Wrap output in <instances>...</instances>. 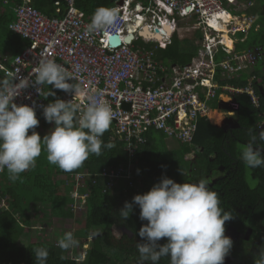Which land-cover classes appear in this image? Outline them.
Returning <instances> with one entry per match:
<instances>
[{
	"label": "trees",
	"instance_id": "16d2710c",
	"mask_svg": "<svg viewBox=\"0 0 264 264\" xmlns=\"http://www.w3.org/2000/svg\"><path fill=\"white\" fill-rule=\"evenodd\" d=\"M29 1L47 16H60L65 7V3L60 1L61 10L56 12L54 3L57 0ZM115 1L75 0V5L84 13L86 20H91L98 7L109 8ZM237 1L245 4L251 2L245 12L254 15L256 20L246 34L237 32L234 49L264 47V1ZM21 2L0 0V37L4 39V45L15 44L14 55L28 45L27 40L8 27L14 7ZM177 20L179 27L181 22L185 27L196 23L194 18ZM256 24L259 25L257 28ZM200 36L199 31L193 36L194 39H179L174 34L164 48L142 39L134 44L143 52H153L154 59L164 65H184L195 55L198 48L195 38L199 41ZM241 38L244 39L241 41ZM226 43H230L227 37ZM215 56L216 60H220L225 53L220 51ZM259 64L251 70L242 71L239 77L228 82L244 87L250 80L260 98V110L264 112V93L259 90L264 80V58ZM224 82L220 80V83ZM47 90L55 92V96H47L49 103L59 99V94L51 85H45L44 91ZM234 99L238 107L234 115L230 116V124L217 126L201 117L192 142H179L175 149L167 147V138L162 131L150 129L146 134L147 142L140 146L133 158L138 161L132 178L134 185L128 181L126 185L120 182L117 187L106 188L107 178L100 175L103 167L124 165L128 161L123 143L116 141L109 130L101 139L105 144L111 142L115 147H102L100 156L90 154L83 165L72 172L62 171L56 165L48 166L38 158L35 168L21 173L22 183L19 180L15 183L9 181L5 170L0 174V264H36L33 250L40 247L49 251L47 264H112L118 261V264H137L139 253L136 244L141 238L136 233L147 222L139 219L140 209L136 205H133L127 220H123L120 209L126 201L131 202L134 195L146 193L162 176L177 183L207 180L210 189L219 194L220 206L234 216L225 223V235L233 241L225 258L236 264H256L260 253L264 252V165L247 167L241 159L242 151L238 150V146L248 143L250 129L258 136L259 132L264 131V126L262 117L246 93H236ZM36 116L39 124L46 122L43 112H36ZM220 118L218 116L216 120ZM28 134H31V130ZM44 136L41 135V138ZM254 147L264 148V141L257 139ZM192 152L193 158L189 156ZM83 170L88 171L83 178L88 188L76 185L75 176L83 173ZM85 193L87 195L83 204L81 196ZM39 213L41 217L47 216V219L50 216L76 218L74 237L80 246H86L82 259L74 255L67 256L65 250L58 247L57 241L63 236L62 232L57 231L56 244L54 241L33 240L35 229L39 230V224L35 225ZM79 214L83 217L79 218ZM159 243H166V238H162ZM78 253L81 254V251ZM159 264H169L168 257L161 258Z\"/></svg>",
	"mask_w": 264,
	"mask_h": 264
},
{
	"label": "built area",
	"instance_id": "2783aa9c",
	"mask_svg": "<svg viewBox=\"0 0 264 264\" xmlns=\"http://www.w3.org/2000/svg\"><path fill=\"white\" fill-rule=\"evenodd\" d=\"M60 1L65 3L60 16L45 15L29 0H22L14 8V18L8 27L27 40L28 45L9 62L10 70L5 65L6 60L0 57V70H6L7 74L19 70V78L30 80L29 87L22 89L13 102L33 106L36 112H43L42 106L49 103L37 92L38 86L31 83L35 79L31 75L33 69L45 57L67 68L73 76L68 82L80 89L78 97L59 90L67 94L65 101L72 100L83 109L90 96L99 94L100 99L111 105L114 116L109 131L116 141L123 143L128 161L124 165L102 168L100 175L107 178L106 188L117 187L120 182L126 185L128 181L134 185L132 178L138 161L133 158L147 142L146 134L150 129L162 131L166 138L191 143L198 119H211V103L220 96L246 93L251 104L259 107L258 96L250 81L245 87L220 83V80L229 81L242 71L251 70L264 55V48L260 46L234 50V42L238 39L236 33H246L256 20L254 15L245 12L251 2L122 0L121 4L116 2L109 7L118 12L119 18L113 26L86 34V26L91 20L84 18L75 0L55 1L56 12L61 10ZM225 5L231 7V11ZM220 12L227 14L226 19L218 16ZM178 18H194L196 23L186 27L185 31L193 34L199 31L201 35L197 51L187 64L167 66L155 60L153 52H143L135 47L134 42L142 39L164 48L172 36L181 31ZM144 25L150 31L157 30L162 38L156 40L138 35ZM164 25L171 26L170 35ZM131 29H134V37L126 43L123 38ZM114 34L120 36L118 46L109 42V36ZM224 36L231 45L226 43ZM220 51L225 56L216 60L215 55ZM18 82L19 79L14 78L13 83ZM227 106L226 114L233 115L237 103L232 101ZM259 115L264 113L259 112ZM85 175L76 174L77 186L88 188L83 181ZM85 195L87 193L81 196L83 204Z\"/></svg>",
	"mask_w": 264,
	"mask_h": 264
},
{
	"label": "clouds",
	"instance_id": "9594fccd",
	"mask_svg": "<svg viewBox=\"0 0 264 264\" xmlns=\"http://www.w3.org/2000/svg\"><path fill=\"white\" fill-rule=\"evenodd\" d=\"M118 18L117 9L98 7L86 26V34L106 30ZM258 26L256 24L255 28ZM263 58L264 55L259 63ZM18 72H9L5 78H0V173L6 170L9 181L23 182L21 173L36 167L42 147L47 153L49 164L65 172L80 168L90 154L100 156L102 147H115L111 142L105 144L101 139L109 130L114 113L111 105L100 99L99 94L90 96L83 109L72 100L58 98L42 106L44 120L54 127L41 138L35 131L39 125L35 108L13 102L21 90L30 85L28 78L17 76ZM31 75L35 76L31 83L38 86L37 92L45 98L55 96V92L44 91V85H51L65 93L74 92L77 97L80 95V89L68 82L73 80L71 72L53 59H40ZM14 78L19 79V82L13 83ZM259 90L264 93V80ZM255 94L259 107H253L258 114L264 113L260 110L259 95ZM260 117L264 124V115ZM249 137L242 149L241 159L247 167L257 168L264 165V148L254 145L257 139L264 141V131L257 136L250 129ZM190 155L194 157L193 152ZM220 204L219 194L210 189L205 179L197 183H177L162 176L146 193L134 195L131 202L124 203L120 214L123 220H127L133 205H136L140 209L139 219L147 222L136 233L141 238L136 244L139 253L137 264H159L163 257H168L169 264H224L233 246L232 239L225 235V223L234 216ZM162 238H166V243H159ZM57 244L59 248L68 250L77 246L79 241L73 232L68 231L58 238ZM33 251L36 264H47L49 251L46 248L40 247ZM256 264H264V252L260 253Z\"/></svg>",
	"mask_w": 264,
	"mask_h": 264
},
{
	"label": "rangeland",
	"instance_id": "374dc122",
	"mask_svg": "<svg viewBox=\"0 0 264 264\" xmlns=\"http://www.w3.org/2000/svg\"><path fill=\"white\" fill-rule=\"evenodd\" d=\"M225 8L228 9L229 11H231V7H229L228 5H225ZM180 28H181V31L178 32V35L181 36L182 38L181 39H184V38H187V37H192L191 34L192 32H186L185 31V25H183V22L180 23ZM229 44H231V41L229 40ZM258 66H260L259 62L257 63ZM256 65V66H257ZM209 117L211 118V115H209ZM215 122H217L218 124H223L224 122L223 121H218L216 120ZM262 126H264V124H262ZM54 127L53 124H50L48 122H45V123H40L36 128H35V131L41 136V135H46L52 128ZM167 142L171 143V144H174L176 147H178V143L177 141L173 140V139H170V138H167L166 139ZM172 147V146H171ZM244 145L243 144H240V146H238V150L242 151ZM189 156H191L189 154ZM38 159H40L41 161L43 162H46V164H48V166H52V164H49L48 160H47V153L45 150H42L41 151V155L38 157ZM248 178H250V176L248 175ZM250 180V179H249ZM254 181V180H253ZM42 214L39 213L37 215V217L39 219H36L37 221H35V225H38L39 224V230L35 229V234H33L34 238L33 240L36 241V240H39V239H42V240H45V241H48V242H52L54 241V243L56 244V237H57V231L59 232H62L63 234L65 232H68V231H71L73 232L74 230V225L76 224V221H74L76 218L74 217H71V218H63V219H55L54 217L50 216L48 219H47V216L46 217H41ZM49 216V215H48ZM83 216L79 214V218H82ZM43 219V221H42ZM115 229V228H114ZM250 231V230H249ZM248 231V232H249ZM118 231H115V233L118 235L119 232L117 233ZM26 240H27V237H25ZM91 240V239H90ZM86 248V246H80L79 244L73 248H70L68 250H65L64 251V254L67 255V256H71V255H74V256H77L78 259H82V255H83V250ZM75 250V251H73ZM81 251V254L77 252H80ZM253 251H255L253 249ZM118 263H120L118 261ZM116 262H113L112 264H118ZM224 264H236V262H232L231 259L229 258H225L224 260Z\"/></svg>",
	"mask_w": 264,
	"mask_h": 264
},
{
	"label": "crops",
	"instance_id": "0c3cea01",
	"mask_svg": "<svg viewBox=\"0 0 264 264\" xmlns=\"http://www.w3.org/2000/svg\"><path fill=\"white\" fill-rule=\"evenodd\" d=\"M119 1V0H118ZM118 1L116 0L115 2H114V4L113 5H115V3L117 2L118 3ZM264 1V0H263ZM5 2V1H4ZM7 11V10H6ZM14 18V11H13V17H12V19ZM12 19H11V21H12ZM247 33V32H246ZM245 33V34H246ZM191 34H193V33H191ZM237 34V33H236ZM195 34H193V36H194ZM187 37L188 39L190 38V39H194V37ZM177 37L179 38V39H181L182 37L181 36H179L178 34H177ZM226 38V37H225ZM229 40V39H228ZM226 41V40H225ZM4 43V39L3 38H1L0 37V57H2L3 59H5L6 61H5V65H6V67H7V62L8 61H10V59H11V56H13L14 55V53H15V50H13L14 49V46H15V44L14 43H12V44H7V45H4L3 44ZM198 43H199V41H198V39H196L195 38V44H197L198 45ZM231 45V44H230ZM169 65H174V64H169ZM168 65V66H169ZM7 76V71L6 70H0V78H5ZM226 82H228V81H226ZM226 82H224V83H226ZM224 83H222V85H224ZM230 85H233L232 83H230V82H228ZM74 84V83H73ZM46 86H48V85H46ZM234 86V85H233ZM55 91L57 92V94H59V99H61V100H64V96L65 95H67V94H64V93H62V92H60L58 89H55ZM72 94H74V92H71ZM70 94V93H69ZM236 94V93H235ZM235 94H233L232 96H230L229 94H224V95H222V96H220L219 98H218V100L217 101H214V102H212L211 103V106H212V109H211V113H210V115H211V119H210V122L211 123H213V124H215V125H217V126H224V125H228V124H230L229 122H228V120L229 119H231L230 117H227L226 116V114H225V112L227 111V109L229 108L227 105L229 104V103H231L232 101H235V99H234V95ZM65 101V100H64ZM218 116H220L221 118H220V121H223L224 123L223 124H218L217 122H215L216 121V119H217V117ZM232 122V121H231ZM166 145H167V147H169V149L171 148V149H175V145L174 144H171V143H169V142H167V140H166ZM172 146V147H171ZM83 173H86V175H87V173H88V171L87 170H83ZM71 177V176H70ZM55 219H61V218H55Z\"/></svg>",
	"mask_w": 264,
	"mask_h": 264
},
{
	"label": "water",
	"instance_id": "95a60500",
	"mask_svg": "<svg viewBox=\"0 0 264 264\" xmlns=\"http://www.w3.org/2000/svg\"><path fill=\"white\" fill-rule=\"evenodd\" d=\"M121 3H122V0H119L118 1V4H121ZM164 29L166 30L167 34H169V35L171 34L172 31H171V26L170 25H164ZM133 30L134 29L129 30V33L123 38V40L126 43H130L132 41V39L134 37ZM143 31L147 32V34L150 35V37L144 36L143 35V33H144ZM138 35H140L141 37L151 38V39L154 38V39H157V40H159L160 38H162L161 34L157 30L150 31L146 25H144L138 31ZM109 42H110V44L112 46H118V45H120L121 44L120 36L118 34H114V35L109 36ZM231 121H232V119H229L228 120L229 123H231Z\"/></svg>",
	"mask_w": 264,
	"mask_h": 264
},
{
	"label": "bare ground",
	"instance_id": "6f19581e",
	"mask_svg": "<svg viewBox=\"0 0 264 264\" xmlns=\"http://www.w3.org/2000/svg\"><path fill=\"white\" fill-rule=\"evenodd\" d=\"M218 16H221V17H223L224 19H226V17H227V14L226 13H224V12H220V13H218ZM147 26V25H146ZM148 27V26H147ZM221 28H224V27H221ZM147 29V28H146ZM149 29V28H148ZM144 33H143V35L144 36H148V37H150V35H148L147 34V32H145V31H143ZM224 37H226V36H224ZM159 39V38H158ZM161 39V38H160ZM225 40H226V38H225Z\"/></svg>",
	"mask_w": 264,
	"mask_h": 264
}]
</instances>
